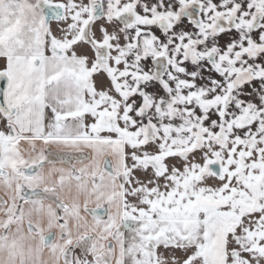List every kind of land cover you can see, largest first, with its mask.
Here are the masks:
<instances>
[{"label": "snow or ice", "instance_id": "obj_1", "mask_svg": "<svg viewBox=\"0 0 264 264\" xmlns=\"http://www.w3.org/2000/svg\"><path fill=\"white\" fill-rule=\"evenodd\" d=\"M0 264H264V0H0Z\"/></svg>", "mask_w": 264, "mask_h": 264}, {"label": "water", "instance_id": "obj_2", "mask_svg": "<svg viewBox=\"0 0 264 264\" xmlns=\"http://www.w3.org/2000/svg\"><path fill=\"white\" fill-rule=\"evenodd\" d=\"M5 86L4 83L2 81H0V87Z\"/></svg>", "mask_w": 264, "mask_h": 264}, {"label": "crops", "instance_id": "obj_3", "mask_svg": "<svg viewBox=\"0 0 264 264\" xmlns=\"http://www.w3.org/2000/svg\"><path fill=\"white\" fill-rule=\"evenodd\" d=\"M3 193L2 192H0V195H2Z\"/></svg>", "mask_w": 264, "mask_h": 264}]
</instances>
